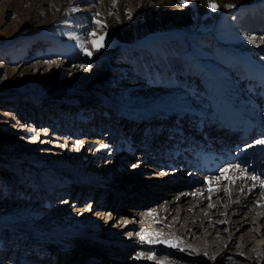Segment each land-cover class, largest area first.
<instances>
[{
    "label": "rangeland",
    "instance_id": "374dc122",
    "mask_svg": "<svg viewBox=\"0 0 264 264\" xmlns=\"http://www.w3.org/2000/svg\"><path fill=\"white\" fill-rule=\"evenodd\" d=\"M84 1H78V9L87 8ZM65 2L0 0V264H68L69 258L71 264H264V251L255 253L264 249V223L258 220L264 203L257 199L236 216L239 222L230 224L229 235L212 232V226L182 227L178 215L191 211L189 199L172 204L168 217L159 215L161 222L148 218L153 209L160 213L158 206L165 197L186 190L181 184L156 190L158 196L153 193L166 177L165 166L146 153L150 140H171L153 129L170 128L174 116L151 119L153 128L147 129L145 123L135 126L140 123H133L127 113L176 92L167 85L175 75L171 66L179 65L167 57L171 54L194 57L209 79L215 70L233 75L227 46L232 35L222 24L224 20L236 24L240 10L209 21L211 15L201 14L204 21L196 18L188 26L176 27L172 21L163 24L159 17L149 21L144 15L134 21L127 14V20L117 18L112 28L108 21L122 17L116 9L85 15L71 13ZM128 20L136 27L126 29ZM92 32L95 36L89 35ZM254 32L248 34L264 38V29ZM65 35L74 42L65 41L61 37ZM99 36L101 42L95 44L103 47L97 51L91 46ZM85 48L91 56L84 54ZM84 64L89 67H80ZM141 68L152 71L138 76ZM138 83L147 88L130 92ZM116 105L124 109L112 112ZM131 139L137 140L135 152L125 150L124 142ZM96 144L107 147L96 151ZM92 184L101 190L93 191ZM134 197L138 203L131 202ZM209 205L224 214V202L208 199L195 212L202 226ZM140 208L143 212L137 214ZM66 225L77 227L79 235L63 232ZM174 232L182 235L181 245L170 251H143L146 240L167 239ZM84 236L93 242L86 243ZM116 242L135 243V249L124 253ZM98 249L107 256L96 258ZM76 253L90 259L76 260Z\"/></svg>",
    "mask_w": 264,
    "mask_h": 264
},
{
    "label": "bare ground",
    "instance_id": "6f19581e",
    "mask_svg": "<svg viewBox=\"0 0 264 264\" xmlns=\"http://www.w3.org/2000/svg\"><path fill=\"white\" fill-rule=\"evenodd\" d=\"M32 1L33 3H42L44 0ZM78 1L81 0H67V3L65 2L71 13H75L76 10L82 11L86 15L88 13L95 14L93 13L95 11H100L101 13V11L104 10L107 11L106 13L108 14L110 12L112 13V11L116 9V14H120L122 17L116 16V19H110V21H108L109 24L106 22L112 28L115 26V20L117 21V18L127 20V14H129L131 19L134 21L136 18L141 21L144 15L148 17L149 21H153L155 18L159 17L163 24H167L169 21H172L173 25L176 27L183 25L188 26L194 22L196 18H200V20L204 21L205 17H201V14L204 16L208 14L211 15V18H208L209 21L210 19L225 16V13L231 11L232 9H238V11L240 10V18L238 17L239 21L236 24L228 25L225 20L223 24L220 22L224 27L228 28L230 35H232V38L228 40L227 46L231 49L230 58L234 63L233 75L229 71H224L222 75H220L219 71L215 70L212 72L213 79H209L204 74L205 71L203 66L198 64L194 57L181 59L178 56H172L171 54V56L169 55L167 57L176 59L179 65L171 66L175 67L171 68L175 72V75L172 76V81L167 83V85L176 92L172 93V95L162 94L159 99L151 100L149 103L144 104V107H141L136 111L128 110L127 112L131 115V119L135 120L133 123H140L135 126H143L144 123L147 124L149 120L161 117L162 114H171L174 117H177L171 125L172 128L170 132L160 126V130L165 133V136H172V143L163 144L161 140L160 142H152V148L156 152L155 154H157V158H155L156 161L159 159L158 156H161L160 154L162 153L168 156V158H164L165 160H169V163L166 164L167 167L174 168L176 166V169L174 168L170 171H165L166 175H164L166 177L163 180H160L162 182L154 188L153 193H156L158 196L159 194L157 193L160 192L156 190L160 189L161 191H167L168 189L181 188V184H183L186 190L177 192L173 198L165 197L161 202L163 205L158 206L159 210L157 211L160 213L156 214V211L153 212V209L152 211H149L150 213L148 218L150 217V220L154 222L156 220L160 221V214L161 217H168L170 215L172 204H175L176 202L178 204L183 203L185 200L189 199L188 203H191V211L188 212L187 210H183L181 214L178 215L179 224L183 223L182 227L208 228L209 226H212L209 227L214 229L212 232L220 233L221 231H224L226 235H229L231 232V230H229L231 226L230 224L232 222H239V219H237L236 216L239 215V213L245 212L243 211V208L253 207L254 205L250 207V204H254L255 199H257L260 203H264V186H261L260 180H253L251 178L252 176H259L261 179H264V144H257L255 142L252 145H248L250 147H246L239 135V139H234L235 141L232 139L230 140L223 135V140L219 143L216 142L215 139L208 140L207 138L205 139V137H207L208 131L215 129L218 126H222L224 129H229L230 126L227 124L229 121L236 123L238 120L237 118L224 117L230 112L240 116V124L238 128L239 133H242L244 130H252L254 133L264 134V110L262 109L261 102L253 97V94H250L248 91V88H250L251 91L259 92L261 89L256 87V82L259 81L256 74L264 75V39H262L263 37L257 35L248 34L250 32L253 33L254 31V33L260 34L264 29V0H213V2L219 6L216 10L208 7L209 0H189L187 5H181L179 0H101L102 2L99 3L97 2L98 0H85V4L88 5L87 8L80 9H78ZM227 5H234V7H227ZM139 12L140 15H137ZM125 20H123V22H125ZM134 27H136V24L128 20L126 29L129 30ZM119 36L123 38V34H119ZM61 37L65 39V41L74 42L68 35ZM99 42H101V37L100 39L98 38L95 43L98 45ZM237 52H244L245 55H239ZM164 55L166 56V54ZM34 68L37 69L36 66H34ZM186 68L197 70L198 72L191 73ZM151 71L152 70L149 68H141L140 71H137V74H139L138 76L144 77L145 75L148 76L149 74L146 73ZM147 79H150V77H147ZM262 79L264 81V78ZM146 88L147 86L144 83H138L131 86L129 91L136 92L137 89ZM198 89L200 90V95L198 94L200 99L195 97V95H197L195 93H197ZM207 107L211 108L210 112L207 111ZM123 109L124 108H121V106L116 105L113 106V110H111L112 112L119 113ZM185 116H189V119H194V124L188 131L185 130L187 125L185 123L182 125L183 117ZM95 118L96 117H94L93 120H95ZM209 119H211L210 126L205 131L203 130V125ZM242 121L244 123H242ZM166 124L167 122L162 123L163 126ZM223 131L224 130H221V135L223 134ZM192 132L198 134L195 135ZM261 139H264V136L259 140ZM130 142L131 141H127V149L131 148V145L129 144H132L133 148V145H136L137 140H134L131 143ZM83 143L86 144L85 142ZM64 146L69 147V144L64 142ZM104 148L106 147L103 145H100V147L97 144L93 145V149H96V151L101 149L103 152ZM215 149L218 151H225L233 155L234 162H228L224 170L217 176L208 177L204 172L198 169L200 159L198 153L205 150ZM147 158L152 160V158ZM175 160H181V163H178L177 165ZM236 165H239V167H236ZM169 172H172V174H169ZM114 180V182H116L117 178ZM95 186V184L90 186L93 188V191L96 189L101 190V188ZM76 190L80 191L79 189ZM98 190L96 191L98 192ZM133 190L135 191V188H133ZM86 193L87 192H84L82 194L86 195ZM89 196H93V194L91 193ZM108 198L111 199V197ZM213 198L218 199V202L220 203H225V211H223L224 214L220 216L218 209H216L214 205H209L210 207L203 212L205 213L204 217L201 215L202 223L206 222V224L202 226V224L197 223L198 217L200 216L196 215L195 212L199 209L200 205L208 199ZM137 200L138 199L134 197L131 199V202L138 203ZM107 201H109L108 206L113 205L109 199ZM140 209V211H136L137 214L143 212V208ZM261 211L262 212L258 211V220L260 219V222L264 223V207ZM210 218H219L220 220L217 221L214 219L212 221ZM193 228H191V233L194 235L196 231H193ZM63 232H66L70 236H73L75 233L79 235L77 227L75 226L66 225ZM176 233L174 235L170 233L172 237L163 240H144L146 244L143 245V241V246L141 247L144 249L143 251H149L151 253H154V251H156L155 249L159 248L170 251V249H172V247L169 246L170 244L178 246L182 243L180 241V236L182 235L179 234V236ZM83 238L86 243H92L94 239L86 236ZM159 241H166L168 243H159ZM134 244L135 243L131 245L116 242L118 249L124 253L134 250ZM89 249L93 250L94 247H90ZM261 251H264V249H257L255 250V253L260 254ZM95 252V256L98 259L100 256H107L101 249H98ZM83 256L81 257L78 253H76L75 258L76 260H81L82 262L83 259H90L89 256L88 258L87 256L85 257V255ZM72 259L73 258H69L67 260L68 264H71V261H73Z\"/></svg>",
    "mask_w": 264,
    "mask_h": 264
},
{
    "label": "snow or ice",
    "instance_id": "6c2138e0",
    "mask_svg": "<svg viewBox=\"0 0 264 264\" xmlns=\"http://www.w3.org/2000/svg\"><path fill=\"white\" fill-rule=\"evenodd\" d=\"M179 3L181 5H187L189 3V0H179ZM208 7L213 9V10H216L219 6L217 4H215L213 2V0H209ZM227 7H234V5H227ZM129 18H131V17L129 16ZM97 23H100V21H97ZM89 35H95V33H89ZM262 39H264V38H262ZM92 43H93V46L96 48L97 51L99 50V47H103V45H99V47H97L96 44H95V41H92ZM84 54L88 55V56L92 55V53L90 51H88L87 48L84 49ZM80 67H89V65L84 64V65H81ZM256 143L257 144H264V139L257 140ZM105 147H107V146H105ZM236 167H239V165H236ZM251 178L253 180H260L261 186H264V179H261L259 176H252ZM141 239H144V237H141ZM159 243H168V242L159 241ZM169 246L175 247L176 245L175 244H170ZM205 255H207V254L205 253ZM149 258H153V257H149Z\"/></svg>",
    "mask_w": 264,
    "mask_h": 264
}]
</instances>
